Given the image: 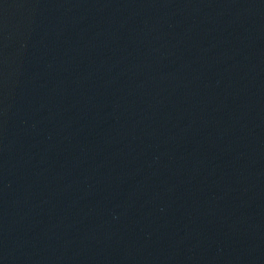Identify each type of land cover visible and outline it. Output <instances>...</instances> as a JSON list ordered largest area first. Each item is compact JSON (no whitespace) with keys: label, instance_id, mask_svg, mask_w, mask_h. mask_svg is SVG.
Masks as SVG:
<instances>
[{"label":"water","instance_id":"95a60500","mask_svg":"<svg viewBox=\"0 0 264 264\" xmlns=\"http://www.w3.org/2000/svg\"><path fill=\"white\" fill-rule=\"evenodd\" d=\"M0 264H264V0H0Z\"/></svg>","mask_w":264,"mask_h":264}]
</instances>
